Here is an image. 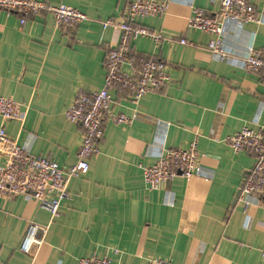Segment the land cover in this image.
<instances>
[{"label": "crops", "instance_id": "1", "mask_svg": "<svg viewBox=\"0 0 264 264\" xmlns=\"http://www.w3.org/2000/svg\"><path fill=\"white\" fill-rule=\"evenodd\" d=\"M78 9L87 20L62 35L51 15L22 26L0 11V96L19 103L23 121L0 128L34 155L60 167L76 161L82 129L65 118L79 92L102 89L108 49L120 41L114 27L131 0H38ZM253 23L225 22V62L206 49L213 36L187 28L194 8L210 15L219 0H171L166 15L138 18L135 24L162 35L155 43L136 38L134 54L166 63L168 87L133 105L112 91L115 114L138 118L129 124H104L99 154L86 175L71 179L60 216L22 196L0 198V264H75L77 259L108 257L111 264H264V202L237 200L254 159L234 153L225 139L243 127L264 132V73L243 69L248 48L264 49V3L249 0ZM184 39L188 45H181ZM207 158L204 175L176 177L156 191L147 190L141 166L156 164L163 149L189 147ZM5 158L0 154V166ZM46 227L34 255L19 248L29 225ZM114 251H118L116 254Z\"/></svg>", "mask_w": 264, "mask_h": 264}, {"label": "built area", "instance_id": "2", "mask_svg": "<svg viewBox=\"0 0 264 264\" xmlns=\"http://www.w3.org/2000/svg\"><path fill=\"white\" fill-rule=\"evenodd\" d=\"M171 0H131L122 21L103 22L102 29L114 27L120 31L117 47L108 49L104 62V83L101 90L92 93L79 92L65 112L68 122L82 129L81 143L75 163L60 167L48 157L34 155L30 144L19 145L0 128V154L5 162L0 166V198L22 196L38 208L45 210L50 223L60 216V206L68 198L67 187L71 179L84 176L89 171V161L99 154V143L103 137L104 124H129L138 117L115 114L111 107L112 91H117L133 105L147 94L166 88L170 84L167 66L162 60L134 54L131 42L145 38L158 43L162 35L135 24L138 18L161 17L167 14ZM264 3V0H259ZM220 10L210 15L194 8L187 17V28L213 36L206 46L207 51L218 61L229 60L222 49L221 37L225 22L237 24L253 23L257 14L249 0H219ZM0 11L19 18L20 26L29 19L51 15L56 28L62 35H70L75 27L87 20L78 9L59 4L49 5L38 0H0ZM181 45H188L180 39ZM243 69L248 73H264V49L248 48ZM0 118L5 121H23L24 113L19 103L10 97L0 96ZM234 153L245 152L254 159L253 166L245 177L237 200L246 210L249 198L264 202V132L243 127L225 139ZM207 158L197 150L196 139L189 147L163 149L152 166H141L143 182L149 191H156L176 177L191 178L203 176ZM46 227L31 224L22 239L20 252L34 255L42 245ZM118 251H114L116 254ZM75 264H111L108 257L79 258ZM147 264H171L153 259Z\"/></svg>", "mask_w": 264, "mask_h": 264}, {"label": "water", "instance_id": "3", "mask_svg": "<svg viewBox=\"0 0 264 264\" xmlns=\"http://www.w3.org/2000/svg\"><path fill=\"white\" fill-rule=\"evenodd\" d=\"M237 195H238V193H237ZM237 195H236V196H237Z\"/></svg>", "mask_w": 264, "mask_h": 264}]
</instances>
